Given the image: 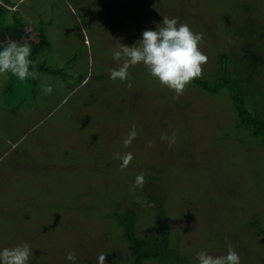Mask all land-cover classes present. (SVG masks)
<instances>
[{
	"label": "rangeland",
	"instance_id": "rangeland-1",
	"mask_svg": "<svg viewBox=\"0 0 264 264\" xmlns=\"http://www.w3.org/2000/svg\"><path fill=\"white\" fill-rule=\"evenodd\" d=\"M14 1L30 39L34 24L52 20L45 29L51 48L37 60L70 63L65 77L36 72L35 84L0 74V250L26 242L29 264H73L69 252L75 264H132L105 215L118 202L120 209L139 207L138 230H156L149 197L159 189L174 233L183 230L176 238L189 264L201 251L226 255L229 245L240 264H264L263 238L244 228L252 212L264 223V148L237 131L222 132L237 118L227 92L189 84L177 98L142 63L124 82L109 73L120 64L113 59L120 43L132 46L164 16L175 17L203 34L208 60L200 78L212 81L226 52L228 70L242 72V89L264 114V62L254 56L264 51V0ZM250 17L263 27H249L242 18ZM133 125L137 136L125 147ZM173 134L171 146L160 138ZM128 152L134 159L122 169L113 155ZM141 173L142 188L135 186Z\"/></svg>",
	"mask_w": 264,
	"mask_h": 264
},
{
	"label": "trees",
	"instance_id": "trees-1",
	"mask_svg": "<svg viewBox=\"0 0 264 264\" xmlns=\"http://www.w3.org/2000/svg\"><path fill=\"white\" fill-rule=\"evenodd\" d=\"M13 7H16V2L14 0H0V48H3L9 40L17 41L20 44L26 42L32 49L30 59L35 65L34 69L30 70L65 77V65L70 63V59H68L62 67L52 66L45 61L39 62L37 60L39 54L51 48V42L45 29L52 20H48L47 22L40 21L38 24H34L32 30L35 31L36 37L30 39L29 32L26 31L28 21H26L23 15H20L18 9H12ZM243 7L245 10H248L250 8L253 9L255 6L250 7V5L243 3ZM261 15L262 14H260V16ZM242 19H246L249 27H257L261 24L254 17ZM262 27L263 25L259 28ZM249 33L251 35L252 31L249 30L248 34ZM251 46L252 45H249V47ZM254 56L258 63L262 64L264 62V51L258 50ZM227 59H229V57L226 52L218 55V72L215 73L212 81L197 78L190 84L212 95H216L222 90H225L234 106L233 109L230 106V114L235 115L237 118L232 120L234 121L233 123L232 121L229 123V129L222 131L224 135H228L231 131H237L238 135L242 136L243 139L245 137L250 138L248 145L251 147L259 144L264 148V114L260 112L261 106L258 103L259 110H257L255 104L249 102L246 93L247 89H242V72L240 71L237 75V72L233 70V68V71L228 70ZM7 75L13 76L11 73ZM13 77L19 79L16 76ZM28 79L33 84L37 81L36 78ZM5 88L7 90H12V84L9 83ZM14 89L15 87L13 91ZM93 147L96 149L98 145H94ZM149 198L155 205L159 220H157L156 223V230L155 227H153L152 230H149L145 235H143L142 231L138 230L136 223L135 212L139 207H126L120 209V204L116 201L118 202L116 203V207L105 215V218H108L117 225L116 227H118L121 232V239L128 244L129 257L131 258L132 264H143L145 261H157L160 264H189V259L184 255L185 253L181 251V245L179 246L180 242L178 241L181 234H183V230L180 228L177 229V231L180 230V232H176L178 236L174 233V223L169 219L165 209L166 195L164 191L162 192L159 189L153 192L150 191ZM247 216L248 221L244 228L247 230L254 229L264 240V223L260 218V220L255 218V216H258L257 213L252 212L249 215L247 214ZM105 235H107V233H105ZM192 262L191 264H198L195 259H192Z\"/></svg>",
	"mask_w": 264,
	"mask_h": 264
},
{
	"label": "clouds",
	"instance_id": "clouds-1",
	"mask_svg": "<svg viewBox=\"0 0 264 264\" xmlns=\"http://www.w3.org/2000/svg\"><path fill=\"white\" fill-rule=\"evenodd\" d=\"M160 27L156 30H145L142 39L127 46L120 43L119 50L114 51L113 59L120 61L117 68H110V79L121 82L130 79L129 68L143 64L150 75L159 83L176 93V97L184 94L186 87L197 78L202 76L203 65L207 63L208 57L201 51L200 43L202 33H194L186 24L178 21V18L164 16ZM32 49L28 44H20L9 40L3 48H0V74L11 73L20 80L35 78L34 62L30 59ZM130 86V85H129ZM44 92L50 94L52 87L47 86ZM135 125L124 140L127 147L136 138ZM162 140H167L169 146L175 143V134L172 137L162 135ZM151 146V145H149ZM113 159L121 160V168H127L134 156L131 152L122 156L113 155ZM146 183L144 174L135 178V186L143 187ZM32 257V249L25 242L12 248L0 250V264H29ZM68 261L75 264L76 256L69 252L66 256ZM101 262L105 260L102 254L98 258ZM198 264H240V256L229 245L227 254L213 256L205 251L197 253Z\"/></svg>",
	"mask_w": 264,
	"mask_h": 264
},
{
	"label": "crops",
	"instance_id": "crops-1",
	"mask_svg": "<svg viewBox=\"0 0 264 264\" xmlns=\"http://www.w3.org/2000/svg\"><path fill=\"white\" fill-rule=\"evenodd\" d=\"M28 23V22H27Z\"/></svg>",
	"mask_w": 264,
	"mask_h": 264
}]
</instances>
